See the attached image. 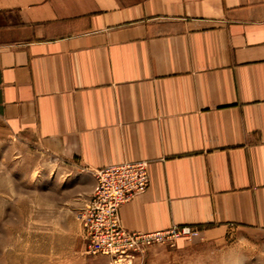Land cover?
<instances>
[{"label":"crops","instance_id":"crops-1","mask_svg":"<svg viewBox=\"0 0 264 264\" xmlns=\"http://www.w3.org/2000/svg\"><path fill=\"white\" fill-rule=\"evenodd\" d=\"M3 133L145 161L127 230L264 233V0H0Z\"/></svg>","mask_w":264,"mask_h":264},{"label":"rangeland","instance_id":"rangeland-1","mask_svg":"<svg viewBox=\"0 0 264 264\" xmlns=\"http://www.w3.org/2000/svg\"><path fill=\"white\" fill-rule=\"evenodd\" d=\"M93 191L91 175L35 138L0 134V264H112L86 252L82 220ZM117 264H264V233L227 228Z\"/></svg>","mask_w":264,"mask_h":264},{"label":"built area","instance_id":"built-area-1","mask_svg":"<svg viewBox=\"0 0 264 264\" xmlns=\"http://www.w3.org/2000/svg\"><path fill=\"white\" fill-rule=\"evenodd\" d=\"M94 191L84 208L82 229L92 256L108 257L112 264L144 251L151 245L175 244L177 239H192L200 232L190 226H172L153 232L127 230L121 225L119 210L149 185L145 161L123 162L93 171Z\"/></svg>","mask_w":264,"mask_h":264}]
</instances>
